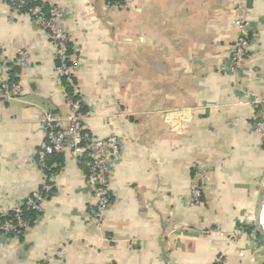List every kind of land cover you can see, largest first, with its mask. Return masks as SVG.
<instances>
[{
    "label": "crops",
    "instance_id": "0c3cea01",
    "mask_svg": "<svg viewBox=\"0 0 264 264\" xmlns=\"http://www.w3.org/2000/svg\"><path fill=\"white\" fill-rule=\"evenodd\" d=\"M41 1L59 7L76 65L58 75L49 32L0 0V82L22 87L15 99L0 91V211L54 185L21 236L0 237V264H264L254 226L264 189V140L254 130L264 0ZM236 19L250 21L252 43L233 74ZM66 94L83 100L88 135L123 141L103 220L80 160L54 153L48 169L38 160L43 119L69 112ZM198 169L205 188L192 205Z\"/></svg>",
    "mask_w": 264,
    "mask_h": 264
},
{
    "label": "built area",
    "instance_id": "2783aa9c",
    "mask_svg": "<svg viewBox=\"0 0 264 264\" xmlns=\"http://www.w3.org/2000/svg\"><path fill=\"white\" fill-rule=\"evenodd\" d=\"M9 4L19 11H26L36 19L48 32L56 45L57 73L60 76L70 75L75 68L76 59L70 53V36L61 23V11L57 6L45 9L40 0H8ZM238 35L231 46L228 69L235 74L244 69L252 43L251 23L247 19H236ZM28 55L19 51V63L25 66ZM74 66H71V64ZM19 83L2 79L0 91L3 97L15 99L21 94ZM69 112L66 114H47L43 119L45 137L37 149L40 166L48 169L47 156L54 153L67 152L73 158L80 160L87 168V184L96 199L95 215L99 220L105 218L106 212L112 206V177L115 167L125 159L122 139L117 134L105 137L88 135L86 131L87 113L81 98L66 94ZM257 112L254 118V130L260 133L264 140V97L256 102ZM189 203L199 204L205 188V170L198 169L190 181ZM54 185L44 182L43 185L28 195L12 209L0 211V237L21 236L30 224L25 212L33 210L42 212L43 205L53 192ZM213 229H205L203 234L209 235ZM215 264H226L218 259Z\"/></svg>",
    "mask_w": 264,
    "mask_h": 264
},
{
    "label": "water",
    "instance_id": "95a60500",
    "mask_svg": "<svg viewBox=\"0 0 264 264\" xmlns=\"http://www.w3.org/2000/svg\"><path fill=\"white\" fill-rule=\"evenodd\" d=\"M263 206H264V189L258 198V206H257L256 221H255L256 230L262 231L264 233V226L262 224V218H261Z\"/></svg>",
    "mask_w": 264,
    "mask_h": 264
},
{
    "label": "trees",
    "instance_id": "16d2710c",
    "mask_svg": "<svg viewBox=\"0 0 264 264\" xmlns=\"http://www.w3.org/2000/svg\"><path fill=\"white\" fill-rule=\"evenodd\" d=\"M40 4H43V1H38ZM45 6V9H47L46 8V5H44ZM33 212H35V211H33V210H29V211H26L25 212V216H27L29 219H30V215L33 213Z\"/></svg>",
    "mask_w": 264,
    "mask_h": 264
},
{
    "label": "bare ground",
    "instance_id": "6f19581e",
    "mask_svg": "<svg viewBox=\"0 0 264 264\" xmlns=\"http://www.w3.org/2000/svg\"><path fill=\"white\" fill-rule=\"evenodd\" d=\"M262 224L264 226V215L262 216Z\"/></svg>",
    "mask_w": 264,
    "mask_h": 264
},
{
    "label": "rangeland",
    "instance_id": "374dc122",
    "mask_svg": "<svg viewBox=\"0 0 264 264\" xmlns=\"http://www.w3.org/2000/svg\"><path fill=\"white\" fill-rule=\"evenodd\" d=\"M256 221V220H255ZM254 226H255V222H254Z\"/></svg>",
    "mask_w": 264,
    "mask_h": 264
}]
</instances>
